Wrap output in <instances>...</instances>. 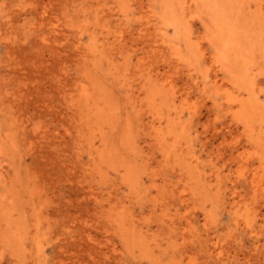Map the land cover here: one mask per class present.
<instances>
[{
    "label": "rangeland",
    "instance_id": "374dc122",
    "mask_svg": "<svg viewBox=\"0 0 264 264\" xmlns=\"http://www.w3.org/2000/svg\"><path fill=\"white\" fill-rule=\"evenodd\" d=\"M220 1L0 0V264H264V0L235 76Z\"/></svg>",
    "mask_w": 264,
    "mask_h": 264
},
{
    "label": "bare ground",
    "instance_id": "6f19581e",
    "mask_svg": "<svg viewBox=\"0 0 264 264\" xmlns=\"http://www.w3.org/2000/svg\"><path fill=\"white\" fill-rule=\"evenodd\" d=\"M187 1V0H186ZM212 2V1H211ZM190 3L191 5H198V6H201V8H206L207 7V0H190ZM219 7L216 8V9H211L210 10H207L206 11V14H204V17L205 19H208L207 21H209V25L206 24V21L203 22L204 24L208 25V32H209V35H207V39H209L211 41V43L215 46V52H216V57L217 59L219 60V62L221 63V67L222 69L227 72L228 74L232 75V73L234 74V72H232L233 69H231L232 67H238L236 66L238 63L239 65H243L244 64V67H245V64L247 63H250V60L253 58L254 56V51H255V48H256V43L254 41V38L251 34L252 31H251V27L248 28L244 22L242 21L243 18H242V15H240V12L236 10V7L234 6L233 4V0H222L220 1V4L218 5ZM246 8V6H245ZM204 11V9H203ZM247 16V15H246ZM204 19V18H203ZM165 21L168 23V25H171L173 26V28L175 30H177L179 28V25H178V21L176 20L175 17H167V19H165ZM247 23V22H246ZM205 25V26H206ZM206 29V30H207ZM253 29V28H252ZM251 32V33H250ZM118 36H120L119 34H117ZM209 36V37H208ZM255 37V36H254ZM209 42V41H208ZM210 43V45H211ZM211 45V48L212 46ZM197 47V46H196ZM257 49V48H256ZM250 59V60H249ZM249 65V64H247ZM246 65V66H247ZM239 66V67H240ZM242 68V66H241ZM264 68V67H263ZM262 74V73H261ZM236 74H234L235 76ZM233 76V77H234ZM228 78V77H227ZM231 79V78H230ZM236 79V78H235ZM242 79V78H241ZM224 80V79H223ZM233 80V79H232ZM231 80V81H232ZM243 80V79H242ZM229 81V80H227ZM234 81V80H233ZM240 81V80H239ZM239 81L236 80V82L234 83L235 86L239 89V90H242L244 91V85L242 84L244 81H242V83H240ZM103 83V82H102ZM233 83V82H232ZM232 84V85H234ZM256 85V84H255ZM234 86V87H235ZM248 89V88H247ZM254 89V88H253ZM160 90V89H159ZM162 90H165V89H162ZM85 93V92H84ZM83 93V94H84ZM153 95H157L156 93H154ZM170 95V94H169ZM228 95V94H227ZM91 97V96H90ZM155 97V96H154ZM158 97V96H156ZM227 97V96H226ZM229 97V95H228ZM227 97V98H228ZM239 97V95H238ZM253 97V96H252ZM226 98V99H227ZM229 99H232V98H229ZM227 99V101L229 100ZM259 100V99H258ZM214 101V100H213ZM234 101V100H233ZM252 101V100H251ZM229 102V101H228ZM227 102V103H228ZM232 102V101H231ZM230 102V103H231ZM236 102V101H235ZM81 103V102H80ZM100 103V102H99ZM233 103V102H232ZM102 104V103H101ZM238 104H239V110L237 111V114L240 115V118L243 120L244 124L246 126H248L250 123V120H253L255 119L256 117H258V115L256 114L257 111H256V108H255V105L253 103L250 102V100L248 99H245L244 101H239L238 100ZM232 105V104H231ZM235 106V105H234ZM79 108V107H78ZM264 108V107H263ZM84 110V109H82ZM228 110V109H226ZM99 111V110H98ZM103 112V110H102ZM92 113V112H91ZM160 113V112H159ZM232 113V112H231ZM236 113V112H235ZM234 113V114H235ZM162 114V113H161ZM233 114V115H234ZM87 115V114H86ZM179 115V114H178ZM176 116V115H175ZM119 117V116H118ZM239 117V116H238ZM89 118V117H88ZM259 119V120H258ZM258 130H257V133H256V136L253 137V138H249L250 140H253L252 143L254 145L257 146V150H258V160H259V164L261 166L264 167V141H261L262 139H260V132L261 133H264V119H263V115H259L258 117ZM165 120V118H164ZM239 120V119H238ZM90 121V119H89ZM174 121V120H173ZM88 124V123H87ZM86 124V125H87ZM178 124V123H177ZM248 124V125H247ZM179 125V124H178ZM103 126V125H102ZM86 127V126H85ZM93 127V126H91ZM102 128V127H101ZM87 129V128H86ZM94 129V128H93ZM186 129V128H184ZM248 129V128H246ZM88 130V129H87ZM172 130V129H171ZM175 130V129H174ZM180 131V130H179ZM255 132V131H254ZM93 133V132H92ZM97 133V132H96ZM88 134V133H87ZM166 134V133H165ZM176 134V133H174ZM172 135V133H171ZM86 136V135H85ZM117 136V135H116ZM157 136V135H156ZM173 136V135H172ZM178 136V135H177ZM176 136V137H177ZM97 137V136H96ZM158 137V136H157ZM117 138V137H116ZM173 138V137H172ZM162 138L160 139H157L158 140H161ZM173 140V139H172ZM264 140V138H263ZM105 141V140H104ZM116 141V140H115ZM177 141V140H176ZM118 142V141H117ZM162 142V141H160ZM178 142V141H177ZM116 143V142H115ZM171 143V142H170ZM103 144V143H102ZM113 144V143H112ZM119 145V144H118ZM160 145V144H159ZM163 145V144H162ZM171 145V144H170ZM253 145V146H254ZM94 147V146H93ZM186 147V146H185ZM181 148V147H180ZM255 148V146H254ZM98 149V148H97ZM93 150V149H92ZM182 150V149H181ZM99 151V150H98ZM119 151V150H118ZM93 152V151H92ZM95 152V151H94ZM124 152V150H123ZM126 153V152H125ZM188 154V153H187ZM98 155V154H97ZM167 155V154H166ZM127 156V155H126ZM173 156V155H172ZM146 158V156H144ZM98 158V157H96ZM102 159L101 155L99 157V159ZM182 158V157H181ZM100 159V160H101ZM166 159V158H165ZM98 160V159H97ZM138 160V159H137ZM171 160V159H170ZM99 163V162H98ZM192 164V163H191ZM102 167V166H101ZM125 167V166H124ZM126 168V167H125ZM193 168V167H192ZM121 169V168H120ZM131 169V168H130ZM133 169V168H132ZM131 169V170H132ZM104 170H106L104 168ZM103 170V171H104ZM127 171V170H126ZM129 172V170L127 171ZM118 174V173H117ZM116 174V175H117ZM99 175V174H98ZM127 175V177L124 178V180L128 183V181H130L129 179V174H125ZM174 175V174H173ZM263 176V175H262ZM166 177V176H165ZM182 178V177H180ZM203 179V178H202ZM246 180V179H245ZM103 181V180H102ZM151 181L152 183V180H149ZM255 179H253V177L251 178L250 180V184L253 185V187L255 188V192L259 191V189L261 188H258V190H256L257 186L260 187V185H257L255 183ZM151 186L154 184H150ZM156 185V184H155ZM150 186V187H151ZM210 186V185H208ZM211 187V186H210ZM208 188V187H207ZM210 189V188H208ZM145 190V189H144ZM263 190V189H262ZM215 191V190H214ZM218 192V191H216ZM171 195V194H170ZM3 196V195H2ZM172 196V195H171ZM164 198V197H163ZM179 198V197H178ZM196 198V197H195ZM180 200V199H179ZM182 200V199H181ZM5 201V200H4ZM182 202V201H180ZM156 204V203H155ZM160 205V204H159ZM101 206V205H100ZM112 206V205H111ZM111 208V207H110ZM114 208V207H113ZM116 208V207H115ZM14 209V208H13ZM122 211V210H120ZM10 212V211H9ZM18 212V211H17ZM122 213H124L122 211ZM23 214V213H22ZM118 215V211L116 213ZM115 214V215H116ZM125 214V213H124ZM127 214V213H126ZM168 214V213H167ZM116 215V216H117ZM120 215H121V212H120ZM6 216V215H4ZM108 216V215H107ZM106 216V217H107ZM128 216V214H127ZM112 218V217H111ZM125 218V217H124ZM134 218V216H133ZM132 218V219H133ZM169 218V216H168ZM13 219H15V217H13ZM109 219V218H108ZM136 220V219H135ZM172 220V219H171ZM170 220V222H171ZM14 221V220H13ZM118 221V219H117ZM188 221V220H186ZM108 222V221H107ZM120 222V221H119ZM173 223V221H172ZM114 224V223H113ZM131 224V223H130ZM135 226V225H134ZM249 226V225H248ZM37 227V226H36ZM113 227V226H112ZM111 227V228H112ZM130 227V226H129ZM2 229V228H1ZM136 229V228H135ZM36 230V229H35ZM109 230V229H108ZM114 230L116 231V229L114 228ZM130 230V229H129ZM139 231V230H138ZM172 231V230H171ZM25 232V231H24ZM125 233V232H124ZM139 233V232H138ZM19 235V234H18ZM24 235V234H23ZM137 235V234H136ZM4 236V235H3ZM129 236V235H128ZM12 237V236H11ZM23 237V236H22ZM139 238V237H138ZM10 239V238H9ZM8 239V240H9ZM16 239V238H15ZM22 239V238H21ZM17 240V239H16ZM15 240V241H16ZM22 241V240H20ZM34 241V240H33ZM36 241V240H35ZM37 242V241H36ZM125 242V241H124ZM122 243V242H121ZM151 243V242H150ZM173 243V242H172ZM18 244V243H17ZM16 244V245H17ZM147 244V243H146ZM155 244V243H154ZM23 246V245H22ZM115 246V245H114ZM24 247V246H23ZM149 247V246H148ZM171 247V246H170ZM15 249V248H14ZM4 250V249H3ZM28 250V249H26ZM113 250V248H112ZM22 252V251H21ZM25 253V252H24ZM3 254V253H2ZM1 254V255H2ZM30 254V252L28 253ZM37 254V253H36ZM128 254V253H127ZM105 255V253H104ZM17 256V255H16ZM32 256V255H30ZM19 260V259H18ZM17 260V261H18ZM138 260V259H137ZM37 261V260H36ZM20 263V262H19ZM18 264V263H17Z\"/></svg>",
    "mask_w": 264,
    "mask_h": 264
}]
</instances>
